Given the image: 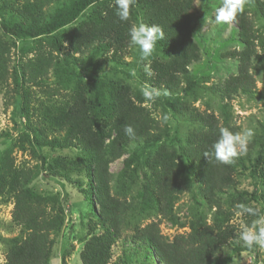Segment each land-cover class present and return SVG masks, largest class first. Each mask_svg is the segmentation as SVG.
Here are the masks:
<instances>
[{
    "label": "trees",
    "instance_id": "obj_1",
    "mask_svg": "<svg viewBox=\"0 0 264 264\" xmlns=\"http://www.w3.org/2000/svg\"><path fill=\"white\" fill-rule=\"evenodd\" d=\"M98 1L68 0L65 3L64 0H33L23 6L21 22L9 24L3 21L1 27L6 34L19 40L44 36L51 48L58 52L62 43L67 42L73 54L79 59L87 58L88 62L95 59L93 57L108 53L112 70L123 72V67L129 66L124 58L132 54L129 29L141 19L146 25H158L164 32V39L157 43L150 59V70L154 74L148 81L156 88L166 90L168 95H176L180 90L183 93L195 90L197 80L189 74L188 67L199 56L193 40L199 25L196 0H137L128 21L119 20L114 1L106 7L102 16H97L96 12L89 24L82 21L77 22L78 27L71 26ZM219 5H222V0ZM47 8L52 9L48 19L45 18ZM255 15L264 20V2L247 0L243 14L229 23L236 30L242 49L235 53L237 75L230 77L224 85L227 96H253L252 63L256 61L264 70V57L256 52V47L262 46L263 36L255 27ZM77 60L75 57L72 59L74 63ZM51 72L55 76L76 75L67 59L63 63L57 62L51 53L38 54L24 66L19 69L14 67L11 71L10 51L0 37V92L3 91L6 102L13 90L19 111L25 117L30 114V100L37 103L41 121L30 127L35 145L50 150L75 148L90 155L92 163L88 179L91 190L85 197L102 224V232L85 242L79 260L80 264H108L112 248L127 222L129 210L128 203L111 194L109 165L121 158L122 149L133 147L134 153L123 160V166L128 168L134 163H142L149 172L142 194V198H146L141 202V209L151 210L162 220L176 225L173 210L182 193L177 181L181 163H177L175 153L160 145L166 136L165 129L148 109L127 96V88L125 90L120 83L92 81V97L86 95L85 86L82 94L72 95L47 85ZM9 79L13 89H10ZM61 83L64 84L65 80ZM25 84L38 87L44 99L34 97ZM183 84L184 88L181 87ZM103 115L111 117L107 131L100 129ZM188 116L198 121L200 128L188 136L186 159L198 167L196 183L204 200L216 210L209 223L202 214H197L190 221L186 235H176L168 241L161 235L158 224L151 223L143 228L136 227L132 242L142 250L146 259L153 256L159 264H229L230 259H220L219 253L223 245L234 239L236 229L229 224L215 197L232 187L233 169L243 167L245 161L240 155L233 164L225 165L216 161L214 156L205 157L204 153L212 151L221 128H228L234 133L237 129L229 124L224 114L222 121L211 114L196 111L188 112ZM128 125L133 127L135 139L125 134L124 128ZM53 133L59 136L47 139ZM248 165L250 178H256L264 185V153ZM30 174L20 170L13 176H0V198L3 202L10 198L13 200L12 223L20 229L19 235L8 241L4 264H48L52 243L50 235L62 226L61 210L33 195L27 187L31 181ZM93 196L97 211L91 205ZM253 202L259 205L255 196Z\"/></svg>",
    "mask_w": 264,
    "mask_h": 264
},
{
    "label": "rangeland",
    "instance_id": "obj_2",
    "mask_svg": "<svg viewBox=\"0 0 264 264\" xmlns=\"http://www.w3.org/2000/svg\"><path fill=\"white\" fill-rule=\"evenodd\" d=\"M32 1L0 0V37L10 51L11 71L14 67L19 69L24 66L38 54L51 53L57 62L63 63L67 59L68 64L76 71V75L72 76H66L64 73L63 76H55L53 72L50 73L47 85L56 86L61 93L82 94V88L85 86L86 95L92 97V81L109 80L120 83L125 90L127 88V96L148 109L161 128L165 129L166 136L160 145L175 153L177 163H181L177 181L182 193L173 210L177 219L176 225L162 220L151 210L141 209V202L146 198H142V194L149 172L142 163H134L128 168L123 166V160L134 153L133 147L122 149L121 158L109 165L111 194L128 203L129 210L127 222L112 248V257L108 264H159L153 256L146 259L142 250L132 242L136 227L143 228L148 224L157 223L161 235L170 241L176 235H186L190 221L197 214H202L207 223L210 222L216 208L204 200L195 178L198 167L191 165L186 159L188 136L200 128L198 121H193L188 116V112L193 111L211 114L219 121H222L224 114L237 132L251 129L254 133L248 143L247 152L241 155L245 161L244 166L233 169L232 187L215 197L216 203L227 215L229 224L236 229L234 239L222 246L219 258L230 259L229 264H264V247L248 248L242 241L237 240L240 223L236 220L234 211L236 204L244 203L258 209L259 214L264 216V185L258 179L250 178L248 165V162L264 153V70L256 61L252 63L250 74L255 82L253 96L226 95L224 85L230 77L237 75L238 60L235 53L241 51L242 46L231 24L215 22V12L220 7V0H196L199 25L193 40L198 47L199 56L198 60L188 67V72L196 78L197 87L191 92L183 93L180 90L176 95H161L154 103L146 102L143 96L145 87L161 90L148 81L151 76L144 71L145 65L150 68L152 56L143 60L135 46L131 45L132 54L124 58V62L129 63V66L123 67V72H120L112 70L108 53L93 57L95 59L88 62L87 58L79 59L78 55L73 54L67 42L62 43V49L58 52L51 48L44 36L19 40L6 34L1 27L2 22H21L24 15L23 6ZM64 1L68 3V0ZM114 1L95 2L71 26L78 27L77 22L82 21L89 24L96 12L97 16H102L106 7L111 6ZM45 13V18L48 19L52 9H45ZM252 15L250 14L251 19ZM139 21L134 24L142 23L141 19ZM254 24L263 36L262 46H257L256 52L264 57V20L255 15ZM73 57L78 59L76 63L72 61ZM133 70L136 72L135 77L130 75ZM63 80L64 84L61 83ZM9 84L10 89H13L10 79ZM25 85L29 92L34 93V97L44 99L38 87ZM181 87L184 88L185 84ZM2 93L3 91L0 92V176H13L20 170L31 173V181L27 187L32 194L47 200L48 204L62 212V226L50 235L52 243L48 264H80L79 254L85 242L102 232V224L85 197L91 190L88 179L92 163L90 155L75 148L50 150L37 147L30 132V127L38 125L41 121L37 103L33 99L30 100V114L25 117L19 111L15 92L12 90L6 102ZM110 121V116L103 115L100 129L107 131L111 125ZM53 136L59 135L53 133L47 136V139ZM106 143L104 141L105 146ZM254 196L259 205L253 202ZM92 200L91 205L97 211L94 196ZM13 206L11 198L6 202L0 198V264L5 263L8 241L20 233L19 227L12 223ZM255 219L257 217L243 218L248 224Z\"/></svg>",
    "mask_w": 264,
    "mask_h": 264
},
{
    "label": "clouds",
    "instance_id": "obj_3",
    "mask_svg": "<svg viewBox=\"0 0 264 264\" xmlns=\"http://www.w3.org/2000/svg\"><path fill=\"white\" fill-rule=\"evenodd\" d=\"M137 0H115L116 15L120 21L130 19L132 6ZM247 0H222V5L216 9L215 22L217 24H229L236 21L238 15L243 14ZM130 45L135 46L141 53V58L147 60L152 56L157 43L164 39V32L158 25H146L140 23L133 24L129 29ZM144 71L148 76L154 73L149 66L145 65ZM135 77L136 72L130 73ZM161 95H168L167 91L161 92L159 89L145 87L143 96L146 102L154 103ZM167 119V117H165ZM125 134L135 139L136 133L132 126L124 128ZM253 131L248 129L244 132H232L228 128H221L219 139L212 145V151L205 152L204 156L213 157L221 164L230 165L235 162V158L247 152L248 143L253 136ZM235 218L240 223V231L237 240L242 241L244 246L264 247V216L259 214V210L244 203L235 205ZM246 216L257 217L251 224L245 223L243 218Z\"/></svg>",
    "mask_w": 264,
    "mask_h": 264
}]
</instances>
